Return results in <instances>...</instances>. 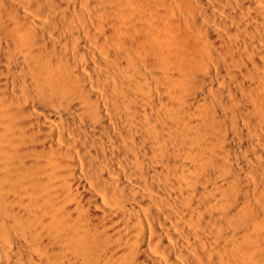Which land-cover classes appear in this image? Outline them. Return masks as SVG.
Wrapping results in <instances>:
<instances>
[{
  "label": "bare ground",
  "instance_id": "6f19581e",
  "mask_svg": "<svg viewBox=\"0 0 264 264\" xmlns=\"http://www.w3.org/2000/svg\"><path fill=\"white\" fill-rule=\"evenodd\" d=\"M0 264H264V0H0Z\"/></svg>",
  "mask_w": 264,
  "mask_h": 264
}]
</instances>
